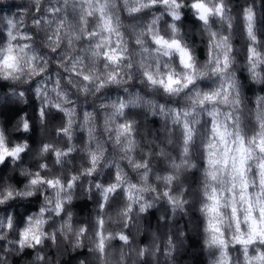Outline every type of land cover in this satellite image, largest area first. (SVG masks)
Returning <instances> with one entry per match:
<instances>
[{
  "label": "clouds",
  "instance_id": "1",
  "mask_svg": "<svg viewBox=\"0 0 264 264\" xmlns=\"http://www.w3.org/2000/svg\"><path fill=\"white\" fill-rule=\"evenodd\" d=\"M0 264H264V0H0Z\"/></svg>",
  "mask_w": 264,
  "mask_h": 264
}]
</instances>
